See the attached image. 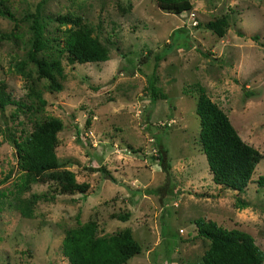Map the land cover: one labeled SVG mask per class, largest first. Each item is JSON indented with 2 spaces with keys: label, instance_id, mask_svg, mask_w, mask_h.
<instances>
[{
  "label": "rangeland",
  "instance_id": "rangeland-1",
  "mask_svg": "<svg viewBox=\"0 0 264 264\" xmlns=\"http://www.w3.org/2000/svg\"><path fill=\"white\" fill-rule=\"evenodd\" d=\"M191 2L190 10L174 14L156 0H0V36L13 34L0 37V83L22 103L0 112V264H70L63 237L88 222L97 236L130 229L141 252L124 264L200 261L209 240L197 235L199 217L247 232L264 251V193L254 181L264 175V158L244 192L215 184L198 141L195 94L184 93L203 86L240 137L264 155V0ZM37 8L45 45L38 58L58 56L70 26L58 17L69 15L92 27L109 59L70 64L60 56L62 90L48 91L29 58ZM223 16L230 21L224 36L205 28ZM156 53L162 55L156 85L166 98L151 102L146 86ZM34 91L46 101L42 110ZM49 117L63 124L59 167L88 183L85 198L61 193L52 182L17 193L21 171L7 134L18 137L32 130L33 119ZM158 146L167 151L168 171L156 157ZM100 165L115 179L91 170ZM34 193L42 198L24 218L15 197ZM236 198L247 207L236 208Z\"/></svg>",
  "mask_w": 264,
  "mask_h": 264
},
{
  "label": "trees",
  "instance_id": "trees-1",
  "mask_svg": "<svg viewBox=\"0 0 264 264\" xmlns=\"http://www.w3.org/2000/svg\"><path fill=\"white\" fill-rule=\"evenodd\" d=\"M156 1L162 10L174 14H180L192 8L191 0ZM38 9H36V14L32 15L33 39L29 58L34 63L37 77L46 79L45 88L48 91L62 90L61 81L64 80L65 73L60 56L65 55L70 64L103 62L109 59V49L92 35V27L83 23L81 17L69 15L58 17L61 24H70L63 31V44L58 49V56L50 59L38 58L37 53L45 47L42 39L43 26ZM229 26L230 21L227 16L205 24V28L219 37L224 36ZM12 36L10 32L0 37L9 39ZM251 38L258 39L257 35ZM161 56L159 53L155 54L156 62L153 71L148 76L146 90L151 102L166 98V94L156 85L155 69L157 60L161 59ZM188 88L190 89H184V93H194L196 97L195 113L199 118L200 126L198 141L206 157L213 182L221 187L234 190L238 194L244 192L251 182L256 165L260 159L264 158V155L240 137L226 112L211 99L203 86L195 83ZM34 94L37 97L36 109L42 110L46 101L40 96V92L34 91ZM11 96V93L6 91L5 85L0 83V112L2 115L7 105L22 106V103ZM62 127L63 124L58 118L49 117L42 121L33 119L30 132L22 133L18 137L7 134L15 150L17 165L21 171L17 187V193L20 196L30 188L31 184L52 182L61 193L78 192L82 193L81 198H85L88 183L78 182L73 171L60 168L58 164L55 147L58 144L57 133ZM157 144L159 145L160 142L157 141ZM159 146L156 157L164 170L168 171L167 151L163 148L159 149ZM91 170L101 171L109 179H115L102 165ZM254 181L258 189L264 193V175H259ZM159 189L161 188L157 187L153 191L159 192ZM41 198V195L35 193L22 198L17 196L15 206L22 217L31 218L34 206ZM234 206L240 209L245 208L247 201L236 198ZM127 217V214H123L119 216V219L125 221ZM194 224L197 235L208 239L209 245L200 261L186 264H264V251L247 232L237 228H224L204 217L195 219ZM140 252L141 247L133 238L129 228L112 235L97 236L96 225L93 222L78 224L77 227L68 229L62 240V253L70 264H124Z\"/></svg>",
  "mask_w": 264,
  "mask_h": 264
}]
</instances>
